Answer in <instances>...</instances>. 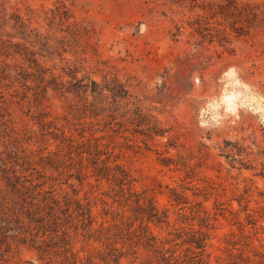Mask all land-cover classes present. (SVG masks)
Returning <instances> with one entry per match:
<instances>
[{
  "label": "rangeland",
  "instance_id": "374dc122",
  "mask_svg": "<svg viewBox=\"0 0 264 264\" xmlns=\"http://www.w3.org/2000/svg\"><path fill=\"white\" fill-rule=\"evenodd\" d=\"M233 1L0 0V264H264V0Z\"/></svg>",
  "mask_w": 264,
  "mask_h": 264
},
{
  "label": "trees",
  "instance_id": "16d2710c",
  "mask_svg": "<svg viewBox=\"0 0 264 264\" xmlns=\"http://www.w3.org/2000/svg\"><path fill=\"white\" fill-rule=\"evenodd\" d=\"M228 2H230V4H231V7H229L231 10L230 11H232V10H234V12H240V9H239V6H238V3H236L235 1H233V0H228ZM233 3V4H232ZM223 8H228L227 7V5L225 6V7H223ZM147 213V219H148V221H150V220H156V221H160V218H159V215H158V213L155 211V208H152L151 210H148V212H146Z\"/></svg>",
  "mask_w": 264,
  "mask_h": 264
}]
</instances>
